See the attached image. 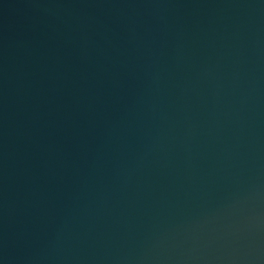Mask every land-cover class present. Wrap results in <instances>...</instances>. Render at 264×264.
Segmentation results:
<instances>
[{"label": "water", "instance_id": "water-1", "mask_svg": "<svg viewBox=\"0 0 264 264\" xmlns=\"http://www.w3.org/2000/svg\"><path fill=\"white\" fill-rule=\"evenodd\" d=\"M0 264H264V0H0Z\"/></svg>", "mask_w": 264, "mask_h": 264}]
</instances>
